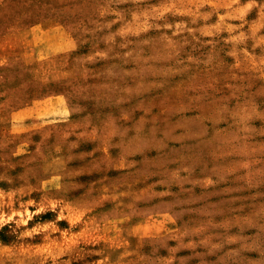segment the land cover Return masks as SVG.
I'll return each mask as SVG.
<instances>
[{"label":"rangeland","instance_id":"obj_1","mask_svg":"<svg viewBox=\"0 0 264 264\" xmlns=\"http://www.w3.org/2000/svg\"><path fill=\"white\" fill-rule=\"evenodd\" d=\"M0 264H264V0H0Z\"/></svg>","mask_w":264,"mask_h":264},{"label":"clouds","instance_id":"obj_2","mask_svg":"<svg viewBox=\"0 0 264 264\" xmlns=\"http://www.w3.org/2000/svg\"><path fill=\"white\" fill-rule=\"evenodd\" d=\"M61 218H63V217H61Z\"/></svg>","mask_w":264,"mask_h":264}]
</instances>
